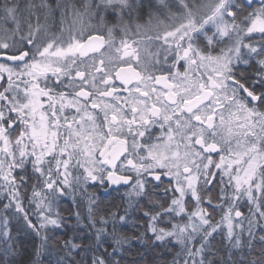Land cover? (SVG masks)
Here are the masks:
<instances>
[{"label": "snow or ice", "instance_id": "snow-or-ice-1", "mask_svg": "<svg viewBox=\"0 0 264 264\" xmlns=\"http://www.w3.org/2000/svg\"><path fill=\"white\" fill-rule=\"evenodd\" d=\"M0 264H264V0H0Z\"/></svg>", "mask_w": 264, "mask_h": 264}, {"label": "trees", "instance_id": "trees-1", "mask_svg": "<svg viewBox=\"0 0 264 264\" xmlns=\"http://www.w3.org/2000/svg\"><path fill=\"white\" fill-rule=\"evenodd\" d=\"M111 197H109V196H106L105 197V199H110ZM62 207L64 208V209H67L68 211H65L64 212V215H68L69 214V211H71V212H74V211H76L77 209H75V207L71 204V202L70 201H65L64 203H63V205H62ZM75 221L73 220L72 221V223H74Z\"/></svg>", "mask_w": 264, "mask_h": 264}]
</instances>
